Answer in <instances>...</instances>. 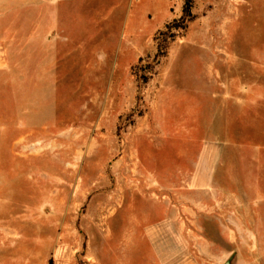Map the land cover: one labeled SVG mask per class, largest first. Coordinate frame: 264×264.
<instances>
[{
  "label": "rangeland",
  "instance_id": "1",
  "mask_svg": "<svg viewBox=\"0 0 264 264\" xmlns=\"http://www.w3.org/2000/svg\"><path fill=\"white\" fill-rule=\"evenodd\" d=\"M27 1L0 20L19 30L0 37L12 43L0 64V264H92L88 243L107 227L110 250L129 238L155 262L136 237L156 222L159 188L176 192L187 226L178 262L249 264L254 237L264 264V0H194L139 101L130 69L151 59L184 0L66 3L61 39L43 47ZM107 57L115 77L98 83L93 64ZM196 204L213 219L187 222L181 211ZM227 238L240 242L236 257Z\"/></svg>",
  "mask_w": 264,
  "mask_h": 264
},
{
  "label": "crops",
  "instance_id": "2",
  "mask_svg": "<svg viewBox=\"0 0 264 264\" xmlns=\"http://www.w3.org/2000/svg\"><path fill=\"white\" fill-rule=\"evenodd\" d=\"M15 1L16 0H0V20L2 19V17L4 19L11 18V10L13 9L11 5H14L16 3ZM75 1L79 2L80 0H28V6L33 3L37 5V8H35L37 11L36 20H40V22H35L36 30H33L32 33H30V36H39L38 41L41 43L42 47L44 44L50 43V39H52L53 42L61 39V36L63 34L59 32V14L61 13V7L66 3H75ZM31 8L33 9L34 7H28L29 10H32ZM25 26H27V24H24V27ZM18 31L19 30H13V28H0V37L16 36L17 34H19ZM154 32L150 33L148 36V45H150V39ZM25 43H27V41ZM11 47L12 43L10 41L0 42V64L5 63V61L8 60L7 57L8 53L10 54L11 52ZM138 55H140V53H138L135 58L133 56V60H131V62H133L138 57ZM110 60L111 63H108ZM124 68L126 79H128V63L125 64ZM91 72H95L94 76L91 77H93L96 82L99 81V78H104V84H112L111 80L115 77L114 74L116 72V67L114 66L113 59L111 57H107L105 62L104 60H102V58L100 60H97L93 64ZM100 82L101 80L98 83ZM193 189L194 188H191V190L188 192L189 194H187L186 196L191 197L192 193L195 192L204 194V197H210L211 193L214 192L210 190ZM175 193L176 192L174 191L173 193H171L170 191L167 192L165 190H162L161 188L156 189V200L159 203V205H156V222H154L152 225L144 227L141 236L136 237L141 238L142 242L148 243V245L151 246L154 254L156 255V263L154 262L153 258H150L143 253L140 246H134L133 240L132 244H130L129 238L125 240V242L119 247L117 251L110 250L107 245L111 239V232L108 230V227L106 230L96 232V241H90V244L88 243V260L91 261L92 264H182V262H178V260L175 258V245H180L183 243V236L182 234L178 233V228L183 224L185 228H187V226L180 218V215L178 214L176 208L171 205L170 200ZM119 206L120 205H117V207ZM192 206L196 209V211L189 209L187 205H185V208L181 211L182 215L185 216L184 219L187 222H190V224H192V221L196 222V220L198 219V215H200L203 219H209V221L213 219H210L212 212L208 211V208H210V206H207V204L205 206L200 204ZM216 219V221H218L219 218L217 217ZM94 229H98V227L96 226L94 227ZM250 235L252 236L254 234L252 233ZM252 239L253 240L248 238L247 244L249 246V264H257V261H259L260 258H258L257 255L255 238L253 237ZM135 242L138 243L137 239L135 240ZM197 243H200L199 240H197L196 244ZM239 243L240 242L236 241L235 239L228 240L227 238L226 240V244L232 251L231 255H233L234 257L239 255V249L237 248V245ZM97 245L99 246L98 248H96ZM172 245H174L175 247H171Z\"/></svg>",
  "mask_w": 264,
  "mask_h": 264
},
{
  "label": "trees",
  "instance_id": "3",
  "mask_svg": "<svg viewBox=\"0 0 264 264\" xmlns=\"http://www.w3.org/2000/svg\"><path fill=\"white\" fill-rule=\"evenodd\" d=\"M194 0H184L181 8V15L173 18L163 25L161 29L155 32L152 37L154 44V53L150 59L140 58L138 62L131 67L130 73L136 83V99L139 101L140 89L146 85L154 74V68L159 64L160 60L166 56L169 46L175 40L181 39L187 29L189 23L194 19L193 14Z\"/></svg>",
  "mask_w": 264,
  "mask_h": 264
},
{
  "label": "water",
  "instance_id": "4",
  "mask_svg": "<svg viewBox=\"0 0 264 264\" xmlns=\"http://www.w3.org/2000/svg\"><path fill=\"white\" fill-rule=\"evenodd\" d=\"M224 264H232V262L231 261H227Z\"/></svg>",
  "mask_w": 264,
  "mask_h": 264
}]
</instances>
